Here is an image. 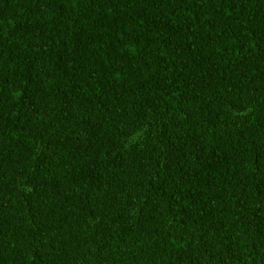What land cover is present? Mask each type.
Segmentation results:
<instances>
[{
  "label": "trees",
  "instance_id": "1",
  "mask_svg": "<svg viewBox=\"0 0 264 264\" xmlns=\"http://www.w3.org/2000/svg\"><path fill=\"white\" fill-rule=\"evenodd\" d=\"M0 264H264V0H0Z\"/></svg>",
  "mask_w": 264,
  "mask_h": 264
}]
</instances>
